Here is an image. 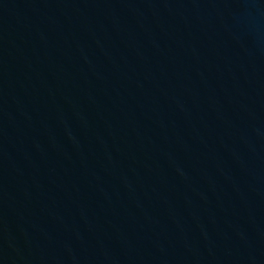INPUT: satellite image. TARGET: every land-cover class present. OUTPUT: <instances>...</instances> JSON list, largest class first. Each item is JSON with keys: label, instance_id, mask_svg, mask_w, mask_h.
<instances>
[{"label": "water", "instance_id": "water-1", "mask_svg": "<svg viewBox=\"0 0 264 264\" xmlns=\"http://www.w3.org/2000/svg\"><path fill=\"white\" fill-rule=\"evenodd\" d=\"M0 264H264V0H0Z\"/></svg>", "mask_w": 264, "mask_h": 264}]
</instances>
